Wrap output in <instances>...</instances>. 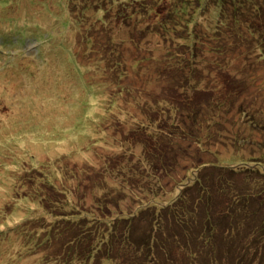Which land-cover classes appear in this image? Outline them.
Returning <instances> with one entry per match:
<instances>
[{"label": "rangeland", "instance_id": "374dc122", "mask_svg": "<svg viewBox=\"0 0 264 264\" xmlns=\"http://www.w3.org/2000/svg\"><path fill=\"white\" fill-rule=\"evenodd\" d=\"M100 1L0 0V264H45L42 255L63 259L56 247L69 236L54 238L55 247L43 253L24 254L27 246L14 236L22 226L43 241L64 225L56 215L103 216L101 203L116 214L124 179L140 189V197L143 185L158 187V196L168 202L175 196L174 183L192 176L185 168L236 151L257 153L243 135L264 141V41L254 26L264 8L243 10L238 20L245 24H236L246 39L232 48L234 57L252 42L254 48L245 53L257 58L255 70L239 76L248 85L228 72L204 75L239 104L222 109L225 113L201 112L204 123H192L186 113L170 116L169 99L181 106L182 98L174 84L178 70L153 60L163 46L152 39L151 48L144 40L138 48L117 19L116 0H105V11L95 9ZM209 2L211 10L199 12L196 20L211 27L220 7ZM232 19L226 17L231 20L226 28L235 25ZM226 28L220 31L228 33ZM243 88H250L243 97L250 100H240ZM259 88L260 98L254 91ZM197 92L204 103L207 92L201 86ZM242 104L261 128L242 123ZM173 160L178 163H169ZM235 179L247 187L248 175Z\"/></svg>", "mask_w": 264, "mask_h": 264}, {"label": "trees", "instance_id": "16d2710c", "mask_svg": "<svg viewBox=\"0 0 264 264\" xmlns=\"http://www.w3.org/2000/svg\"><path fill=\"white\" fill-rule=\"evenodd\" d=\"M104 1L95 9L105 11ZM209 1L116 0L115 5L117 19L122 27H128L132 35L129 40L138 48L142 47L139 43L143 40L151 48L152 39L163 46V53L153 60L160 65L163 63L165 69L178 70L174 84L179 85L178 94L182 98L181 106L175 104V99L167 101L174 110L170 116L186 113L192 123L203 122L201 112L221 110L225 113L222 109L227 112L240 102L233 99L232 94L227 95V90L215 81L204 78L206 73L228 72L234 81L248 85L239 76L250 75L257 67L254 64L257 58L245 53V48H254L252 42L246 43L236 57L231 50L233 47L236 50L246 39L236 25L243 17V10L264 8V0H212L220 7V16L211 27L196 20L199 12L210 9ZM257 16L255 32L264 41V10ZM226 17L233 18L235 25L226 28L231 21ZM243 24L245 22L239 23ZM249 27L250 35L255 36L254 29ZM221 28H226L228 33L221 32ZM229 82L232 83L228 81V86ZM200 86L208 94L204 103L196 97ZM249 90L242 89L240 100H250L243 98ZM254 91L259 98L263 96L262 88ZM239 110L243 124L254 129L262 127L244 104ZM245 136H242L243 141L251 144V151L257 153L248 156L236 151L237 154L223 159L216 154L218 160H203L185 168L192 176L174 183L175 196L168 202L158 196V187L143 185L140 188L145 196L140 197V189L124 179L125 184L118 189L123 194L121 200H115L120 212L111 214L110 206L101 203L98 210H103V216L96 212L56 215L64 225L58 227L53 236L39 241L37 232L24 230L22 226L16 230V241L27 246L24 254L43 253L55 247L54 238L69 236L60 249L56 247L63 259L48 260L42 255L45 264H264V141ZM238 142L242 143V139ZM239 173L248 175L247 187L235 179ZM253 181L262 182L261 186L251 187ZM130 199L123 207L121 201Z\"/></svg>", "mask_w": 264, "mask_h": 264}]
</instances>
